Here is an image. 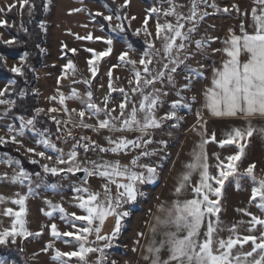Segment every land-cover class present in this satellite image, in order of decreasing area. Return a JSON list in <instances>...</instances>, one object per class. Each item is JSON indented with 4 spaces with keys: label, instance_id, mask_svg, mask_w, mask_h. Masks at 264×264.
<instances>
[{
    "label": "snow or ice",
    "instance_id": "obj_1",
    "mask_svg": "<svg viewBox=\"0 0 264 264\" xmlns=\"http://www.w3.org/2000/svg\"><path fill=\"white\" fill-rule=\"evenodd\" d=\"M83 2V0H81ZM114 2V0H113ZM130 0H125L121 5V9L127 7ZM169 7L167 9L153 7L150 12L157 15V22L155 25V36L151 40H145V49L140 53V58L132 59L130 53L136 52V49L131 43L127 44V50L122 52L119 56V66L131 65L133 80L129 81L132 94H138L140 100L133 103L130 100L129 94L124 88H113L111 79L109 80L108 88L110 92L119 91L123 95V102L119 104V113L116 108H109L110 99L108 96L104 98L103 106L97 104L93 99V92L91 91V82L89 80L83 81L88 85L86 98L76 90L72 89L71 94L67 97L63 93L59 94V104L63 106V111L68 113L69 119L67 123H73L71 113L76 112L79 116V121L74 126L83 128H92L94 130H108L111 133L117 132H137L140 135L136 139H128L126 137H119L113 139L112 136L107 137V142L110 147L104 148L95 142H91L89 137H80L77 139L72 136L71 131L67 132V137L76 141L71 151L65 153L63 149L56 146L52 142L50 135L46 130L37 128V120L35 117L26 119L23 115L17 116L19 120V128L15 130V134L11 136L13 143H17V135L24 136L26 131L33 132L39 137L38 143L44 149L51 150L56 153V165H63L65 167L50 166L43 164L42 169L46 175L59 176L61 174H73L83 172L87 177H99L105 181L103 184V192L92 191L90 187L77 186L74 188L77 201V207L82 210L84 214L77 215L75 212L68 213L62 205L53 204L52 201H47L51 211L44 214L51 217L54 212H59L60 219L67 224L76 228V231L60 232L56 224H51V235L53 238L60 240L63 237H70L71 240L64 241L65 243L77 242V250L62 252L59 249L55 250L54 260L58 264H70L74 258L79 264H88V256L91 253H99L97 264H104L107 259L105 249H111L113 243L120 236L122 229V222L132 215L131 206L135 205L138 197H143L145 193L141 191V186L145 184H154L159 179V165L150 166L147 164H139L140 156L135 157L130 161V164L123 165L119 161H88L89 166L82 162L79 149H83L85 153L88 151L99 150L101 153H109L118 155L120 153H127L129 150L140 148L142 145L151 144V139L145 140L144 137L149 135L150 130L161 127L163 120H179L177 109L189 108L188 103H184V97L174 102L171 106L170 112L167 116L157 118L156 110L158 106L162 105V95L167 93L162 92L161 89L154 87L158 82L164 83L165 80L174 86V74L181 65H186V60L189 58L188 47L193 40V34L197 30L199 23L208 15L202 9L208 7L205 0H191L188 13L178 11V8L183 7L176 3V0H167ZM254 7L251 10L250 16L252 20L253 30L249 32L245 25H240V35L231 32L229 39L224 41L225 47L223 49H216V51H223L227 59L220 69L213 70L212 87L205 91V107L214 117H237L243 116L248 119V126L243 130L240 128L233 129L227 134V138L221 140L220 146L227 144H236L239 151L235 155L228 156L227 163L220 162L216 165L219 170L218 175H212L209 172V165L207 163L206 145L209 142L216 141L215 133L209 137L207 134L206 122L201 124L202 142L197 145L198 150H193L192 159L185 165L186 171L182 173L175 188V194L179 197L184 190L192 186L193 198L180 201L177 199L172 206L165 208L163 205L159 207V211L164 213V217H156V224L151 231L155 235L159 227L166 229L162 235L163 238L156 242L153 238L152 242L146 247L148 255L144 257L149 260L150 264H264V216L254 215L246 210L244 215L249 216L247 221L248 227L245 231L247 235L241 236L238 234V226L233 225L228 229L230 235L225 239L219 236L220 229V197L221 190L224 183L229 177H233L236 181V187H240L241 179L247 177L252 182L250 200L254 202L255 206L264 213V176H258L255 172L256 164L253 163L247 167L243 174H238L237 162L244 156L247 142L254 134H259L264 137V128H256L251 123V118H264V0H253ZM29 5V0H21V7ZM9 6L10 8L13 7ZM30 7H34L31 5ZM210 7L219 11L216 4H211ZM235 10L240 11L236 6ZM3 11V9H0ZM81 11V9H76ZM110 15H104L103 12H96L94 16H101L105 21H108L109 26L115 19L118 23L111 26V32L117 35H126V26L124 20L127 16L123 15L120 10L109 9ZM228 12V9H223ZM31 14V11L29 12ZM174 17L175 23L165 20L164 23L159 21V16ZM245 16L249 13L245 12ZM136 19V17H132ZM6 20H0V26H5ZM144 34L147 37H152L153 34L148 31V19L143 21ZM191 24L187 28L186 25ZM44 25H41L43 28ZM130 27V23L128 25ZM140 29H137L133 35L139 36ZM79 38V37H78ZM92 40L93 37L89 35L86 37ZM96 39H100L97 37ZM159 40L161 46L157 48L155 41ZM7 45H13L15 40L4 41ZM104 43L108 45L104 52L94 53L97 60L110 54L112 52L113 37L108 36ZM195 47L198 50H203L209 46V42L203 39L195 40ZM75 52V49H72ZM89 51H92L89 49ZM163 53V55H161ZM246 53L248 59L241 62V55ZM28 53L24 52L20 57V62L23 65L28 59ZM7 57L0 53V65L6 66ZM93 62L90 60L89 64ZM157 65L155 69L153 65ZM140 65V68H137ZM66 69L76 71L75 66L71 61L66 65ZM16 76H24L25 71L23 67H13L10 69ZM92 76L96 75V68L92 67ZM191 75L186 79L191 81L192 76H202V73L197 69L189 68ZM108 76L111 78L112 72L109 71ZM63 78V77H62ZM16 81L11 80L7 82L6 86L0 90V106L5 107V115L16 107V100L5 98L6 94H10V89L15 90ZM151 89V90H149ZM184 90H190L186 84ZM26 90H20L17 95L19 98L27 96ZM179 95V93H178ZM52 101H56L57 97H51ZM66 100H79L84 108L77 112L76 109L69 110L66 105ZM195 101V97H192ZM44 109H36V114L39 115ZM50 112H57L56 108L49 109ZM127 112V114H126ZM88 114L89 118L96 117L97 123L95 125L85 123V116ZM199 116V113H197ZM103 117V118H101ZM203 120V117L200 116ZM57 126L62 123L56 121ZM178 126V125H177ZM15 126L8 128L9 133H13ZM81 141H89L88 144H83ZM4 137H0V144L6 143ZM67 142V141H65ZM164 143V142H161ZM167 147L166 144H164ZM27 151L34 153L43 159L51 161L53 157L48 155L46 151L36 152L29 148ZM155 153L143 151L142 156H150ZM217 159H219L217 157ZM38 161L33 160L32 163ZM9 166L15 163L18 167L17 173L12 176L11 182L25 185L27 182V194L17 193V198L11 203L18 205L19 210L14 211L11 207L4 211V215L12 218L11 227L0 230V246H7L9 243L16 244L17 238L22 237L27 240L32 236H39L41 233H33L27 228V201L30 196L35 194L32 187V173L27 172L20 166L19 161H6ZM141 169V170H137ZM199 172L200 180L197 185H191L192 176ZM36 177L40 178L43 186L50 188L52 191H57L56 184H46V177H41L40 173H35ZM8 179L7 175L3 177ZM86 183V181H85ZM218 185V187H214ZM116 187V194L113 195L112 186ZM38 187L41 185H37ZM212 197H215L213 199ZM4 202V197L0 196V203ZM212 217H215L213 221ZM109 218H114L115 223L112 231L104 235L103 227ZM76 221H80L81 225L76 227ZM240 224L245 223L240 221ZM206 226V231L201 238V229ZM259 231V235H257ZM95 235V241H89V237ZM143 236V233L140 234ZM103 241V247L95 246L98 242ZM138 243V242H137ZM251 244L250 250L243 251L245 245ZM53 245L50 243L43 251L52 249ZM168 251L166 259L161 258V252L164 249ZM0 264H8L5 257L0 256ZM115 264V261L112 262Z\"/></svg>",
    "mask_w": 264,
    "mask_h": 264
},
{
    "label": "rangeland",
    "instance_id": "obj_2",
    "mask_svg": "<svg viewBox=\"0 0 264 264\" xmlns=\"http://www.w3.org/2000/svg\"><path fill=\"white\" fill-rule=\"evenodd\" d=\"M208 7L202 9L208 15L199 23L196 32L193 34V40L189 44L188 53L189 58L186 60V65H181L174 74V86L169 84L166 80L164 83H157L154 87L159 88L167 95H162V105L158 106L156 110L157 118L167 116L171 110L174 102L184 97V103L190 105L189 108L177 109L179 120H163L161 127L152 129L145 140L151 139V144L142 145L140 148L129 150L126 154L120 153L118 155L109 153H101L99 150L88 151L87 153L81 148L79 149V159L84 162L86 166L88 161H119L123 165L130 164V161L137 156H140L139 164L157 166L160 173L159 179L154 184H145L141 186V191L145 193L143 197H138L135 205L131 206L132 215L122 222V229L120 236L114 241L111 249H105L107 259L104 264H150L149 260L144 257L148 255L146 247L152 242L153 238L157 243L163 238L162 233L166 230L159 227L157 233L154 235L151 231L156 224V217H164V213L159 211V207L163 205L165 208L172 206L173 202L179 199L184 201L193 198L192 186L187 187L183 194L179 197L175 194V188L182 173L186 171L185 165L191 161L193 150H198L197 145L202 142L201 124L206 122L207 134L210 137L212 133L216 135L215 142H209L206 145L207 163L209 165V172L212 175H218L219 170L216 165L220 162L227 163V157L237 154L239 151L236 144H227L220 146V141L227 138V134L235 128L244 129L248 126V119L243 116L237 117H214L205 107V91L211 88L213 79V70L222 68L223 63L229 59L223 51H216V49H223L225 47L224 41L229 39L231 32L240 35V25L243 23L245 28L251 32L252 20L251 10L255 6L253 0H205ZM118 8L125 3V0H114ZM176 3L183 5L178 8V11L188 13L191 0H176ZM216 4L219 11H216L211 4ZM14 5L18 9L21 7V0H0V20H6L5 26H0V39L3 41L12 40L8 34L6 27L10 25L11 21L5 16V13L10 9L9 6ZM236 6L240 11L235 10ZM169 7L167 0H149L145 3L142 0H130L127 5L126 23L130 30L134 33L137 29L141 30L140 37L144 40H151L155 36L157 15L150 12V9ZM227 8L228 12L223 9ZM81 9V11H76ZM109 7L104 3H95L87 0H46L45 18L43 21V31L45 43L41 47L44 53V62L42 67L36 72L37 86L36 92L39 98V109L45 111L40 114L47 117L51 122L55 123L59 120L62 123L59 125L58 138L51 140L57 147L64 150L65 153L72 150L75 140L67 137V132L70 130L73 137L79 139L80 137H89L91 142H95L100 147H110L107 142V137L112 136L113 139L119 137H126L128 139H136L140 133L137 132H117L111 133L108 130H94L92 128H83L74 126L79 121V116L76 112L71 113L73 123H67L69 119L68 113L63 111V106L59 104V94L63 93L65 97L71 94L72 89H76L82 97L86 98L88 85L83 83L85 80L91 82V91L93 92V99L95 102L103 106V101L106 96L109 97V108H116L119 113V104L123 102V95L119 91L110 92L108 88L109 80L111 79L113 88H124L129 94L130 100L137 103L140 100L138 94H132L131 88L134 86L129 84L133 80L131 65L119 66V56L122 52L127 50L126 38L122 34L111 32V26H115L118 21H112L109 26L110 32L103 30L101 25L97 23L93 15L96 12H103L104 15H110ZM249 13L245 16L244 13ZM136 17V19H132ZM148 19L147 29L153 36L147 37L144 34L143 21ZM165 20L175 23L174 17L159 16V21L164 23ZM108 22V21H107ZM109 24V23H108ZM191 24L186 25L187 28ZM91 35L92 40L86 39ZM113 37L112 52L99 60L96 59L94 53L104 52L108 45L104 40L108 37ZM79 37V38H78ZM99 37L100 39H96ZM205 40L209 42V46L203 50H198L195 47V40ZM127 41V40H126ZM128 42V41H127ZM129 43V42H128ZM157 48L161 46L159 40L155 41ZM75 49V52L72 51ZM91 49L92 51H89ZM142 51L137 50L130 53L132 59H139ZM163 55V53H161ZM7 57V67H22L20 58ZM248 55L243 53L241 55V62H245ZM93 63L90 65L89 61ZM71 61L76 68L75 72L71 69H66V65ZM96 68L95 77L92 76L91 68ZM154 69L157 65L152 66ZM140 68V65H137ZM197 69L202 73V76H192L191 81L186 79L191 75L188 69ZM109 71L112 72L111 78L108 76ZM63 77V78H62ZM6 81H0V90L6 86ZM188 85L190 90H184V86ZM151 90V89H149ZM179 93V95H178ZM56 96L57 100L52 101L51 97ZM195 97V101L192 100ZM66 105L69 110L76 109L77 112L84 108V105L79 100H66ZM56 108L57 112H50L49 109ZM199 113V116L197 115ZM127 114V112H126ZM203 117V120L200 119ZM103 118V117H101ZM28 119V118H26ZM18 125L11 119L2 118L0 120V137H4L7 144H11L15 151L21 153L25 158L32 163L33 160L38 161L41 168V177H46V184H56L57 191H52L50 188L43 186L40 178L35 174L32 176V187L35 191L33 196H30L27 201V228L33 233H41L39 236L29 237L27 240L22 237L17 238L14 244L20 251H24L28 258L32 260L33 264H58L54 260L55 250L59 249L62 252L77 250V242L65 243L64 241L71 240L70 237H63L57 240L51 235V224H56L60 232L76 231L71 225L60 219V213L54 212L51 217L44 213L51 211L47 201H52L53 204L62 205L68 213L75 212L77 215L84 214L77 205L74 199L76 193L74 188L77 186L90 187L92 191L103 192V184L105 183L99 177H89L85 182H81L79 178L73 174H61L56 176L54 180L49 178L43 172L42 165L49 164L50 166L65 167L63 165H56V153L51 150L44 149L37 141L33 142L28 137L29 134L36 136L31 131H26L24 136L17 135V143H13L11 136L15 134V130L19 128ZM85 123L95 125L97 123L96 117L89 118L86 113ZM251 123L256 128H264V123H261L259 116L251 118ZM178 125V126H177ZM15 126L14 132L9 133L8 128ZM38 137V136H37ZM67 141V142H65ZM164 142V143H161ZM83 144H88L89 141H81ZM167 145V147L164 146ZM32 148L36 152L46 151L53 159L51 161L43 159L34 153L27 151ZM147 151L155 153L150 156H142L141 153ZM217 157L219 159H217ZM19 161L18 158L13 157L7 153L0 152V196L4 197V202L0 203V230L11 227L12 218L5 216L4 211L11 207L14 211L19 210V206L12 204L11 201L16 199L17 193L22 195L27 194V182L25 185L11 182V177L14 176L18 167L15 163L11 166L6 161ZM256 164L255 172L258 176H264V137L259 134H254L247 142V147L244 150V156L237 162L238 174H243L248 166ZM34 164V163H33ZM21 166V164H20ZM138 171L141 169H137ZM7 175L8 179H4ZM200 180L199 172L192 176L191 185H197ZM41 185V186H37ZM214 187L218 185L214 184ZM252 182L245 177L240 181V187H236V181L233 177H229L225 181L224 187L221 190L220 197V229H223L218 234L223 238L230 235L228 231L233 225H237L238 234L241 236L247 235L245 229L248 227L247 221L249 216L244 215L246 210L257 216H264L260 210L255 206L254 202L250 200ZM113 195L116 194V187L112 186ZM215 199V197H212ZM213 221L215 217H212ZM240 221L245 223L240 224ZM76 227L81 225L80 221H76ZM114 218H109L103 227L102 234H109L114 227ZM206 231V226L201 229V238ZM143 233V236L140 234ZM259 235V231L256 233ZM89 241H95V235L89 237ZM138 242V243H137ZM52 244L53 248L48 251H43L48 244ZM104 242L100 241L97 245L103 247ZM251 244L245 245L243 251L250 250ZM99 253H91L88 256V264H97ZM168 251L165 248L161 252V258L166 259ZM8 264H16L8 260ZM70 264H79L74 258Z\"/></svg>",
    "mask_w": 264,
    "mask_h": 264
},
{
    "label": "trees",
    "instance_id": "obj_3",
    "mask_svg": "<svg viewBox=\"0 0 264 264\" xmlns=\"http://www.w3.org/2000/svg\"><path fill=\"white\" fill-rule=\"evenodd\" d=\"M95 3H104L112 10H120L123 15L127 13V7L118 8L113 0H87ZM147 3L149 0H142ZM34 5V7H30ZM31 11V14L29 12ZM46 0H29V5H25L18 9L11 7L5 16L11 21L6 27L8 34L15 40L13 45H7L0 39V53L11 58H20L24 52H27L28 59L23 64L25 71L24 76H16L10 71V68L0 65V81L9 82L16 81L15 90L10 89V94H6L5 98L16 100V107L5 115V107L0 106V120L2 118L11 119L18 125L17 116L23 115L25 118L35 117L37 120V128L46 130L53 138H58L60 133L55 123L51 122L42 114L37 115L36 109L39 108V98L36 92L37 74L36 72L42 67L44 62V53L41 49L45 43L44 31L41 25L45 18ZM94 20L101 25L104 31L110 32L109 24L101 16H94ZM126 26V35L122 34L126 40L137 50L143 51L146 47L144 40L140 36L133 35L128 27L126 20L123 21ZM20 90H26L27 96L19 98L17 93ZM31 141H38L39 137L28 135ZM0 152L7 153L18 158L21 166L29 173H40L42 170L38 164L30 163L24 155L14 150L11 144H0ZM52 180L56 176H49ZM0 256L15 262L16 264H33L24 251H20L14 244L9 243L7 246H0Z\"/></svg>",
    "mask_w": 264,
    "mask_h": 264
},
{
    "label": "water",
    "instance_id": "obj_4",
    "mask_svg": "<svg viewBox=\"0 0 264 264\" xmlns=\"http://www.w3.org/2000/svg\"><path fill=\"white\" fill-rule=\"evenodd\" d=\"M75 176H77L81 182H85V181H87L88 178H89V177H87L86 174L83 173V172H78V173L75 174Z\"/></svg>",
    "mask_w": 264,
    "mask_h": 264
},
{
    "label": "crops",
    "instance_id": "obj_5",
    "mask_svg": "<svg viewBox=\"0 0 264 264\" xmlns=\"http://www.w3.org/2000/svg\"><path fill=\"white\" fill-rule=\"evenodd\" d=\"M260 119H261V123H264V118H261V117H260Z\"/></svg>",
    "mask_w": 264,
    "mask_h": 264
}]
</instances>
